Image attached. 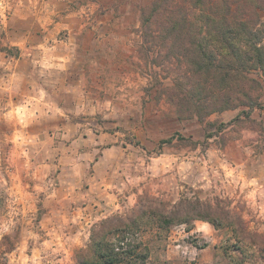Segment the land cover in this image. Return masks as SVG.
<instances>
[{
    "label": "rangeland",
    "instance_id": "rangeland-1",
    "mask_svg": "<svg viewBox=\"0 0 264 264\" xmlns=\"http://www.w3.org/2000/svg\"><path fill=\"white\" fill-rule=\"evenodd\" d=\"M260 17L263 28L264 11ZM11 55L5 52L0 56V264H77L79 252L90 242L92 228L102 220L132 215L139 208L170 213L183 200L208 207L222 227L192 221L190 225L175 224L164 230L155 216L144 217L139 223L138 236L150 249L149 264H229V258L243 256L234 248L232 232L239 227L240 219L245 230L264 235V204H252L256 196L253 191L241 188L240 175L237 179L229 174L237 166L227 155L229 143L240 139L245 130L255 134L250 138L253 155L264 149L262 73L254 71L253 74L262 83L259 105L255 108L261 119L252 116L254 109L247 118L243 112L249 109L239 108L228 110L240 111L226 120L222 114L228 111L204 119L179 121L163 89L183 71L176 61L163 67L153 65V54L144 55L142 63L134 61L131 68L135 76L126 73L124 67L121 76L110 78L105 85L110 90L105 105L95 115L100 118L96 127L100 132H117V145L131 153L127 167L129 179L123 175L125 181L121 187L117 172L106 174L110 186L106 192L111 194L107 197L121 202L122 207L118 212L109 210L88 225H82L62 213L56 219L50 218L49 211L57 196L56 189L64 181L62 168L67 165H63L69 161L72 166H79L82 162L79 155L82 152L75 151L77 146L73 151L78 155L71 154L76 140L73 137L81 139L82 135L70 133L77 126L64 124L68 121L66 117L79 121L80 116L88 114L80 113L85 112L84 108L77 107L80 104L67 108L69 104L64 99L70 100L72 94L41 93L40 89L24 92L16 79L10 77ZM57 96L58 103L65 104V108L57 107ZM152 98L165 102L166 109L178 120L177 126L161 121L157 124L160 132L154 134L153 130L158 129L155 125L147 124L142 118L134 121L133 112L146 117L145 106ZM86 112H92L89 117L94 116L93 110ZM80 121L84 120L80 118ZM97 148L86 173L95 179L93 166L107 147ZM232 180L235 183H230ZM88 187L86 184L85 188ZM245 264H264V257L250 256Z\"/></svg>",
    "mask_w": 264,
    "mask_h": 264
},
{
    "label": "crops",
    "instance_id": "crops-1",
    "mask_svg": "<svg viewBox=\"0 0 264 264\" xmlns=\"http://www.w3.org/2000/svg\"><path fill=\"white\" fill-rule=\"evenodd\" d=\"M150 2L151 0H0V43H3L0 56L5 52L12 54L9 58L10 77L16 79L24 92H36L40 89L41 93L47 91L72 94L70 100L64 99L69 104L67 108H75V104H80L82 106L77 107L85 109V112L80 113L91 115L92 112L87 113L86 110H93L94 114L91 117L80 116L84 121L66 117L68 121L64 124L69 122L77 126L75 130H69L70 133L80 132L82 135L81 139L73 137L76 140L71 147L73 151L77 146L75 151L78 154L82 152L79 154L82 162L79 166H72L69 161L63 165H67L62 168L64 181L56 189L57 196L49 211L50 218L53 216L56 219L62 213L69 220L74 219L82 225H88L98 215L104 216L112 209L118 212L122 207L121 202L110 199L111 194L106 192L110 188L106 174L117 172L122 180V187L125 181L123 175L129 179L127 167L132 155L127 148L117 145V132L105 133L98 130L96 126L99 125L100 118L95 115L98 108L105 105L110 91L105 85L110 78L121 76L120 72L124 67L126 73L135 76L131 68L134 61L142 63L141 59H144L146 45L141 34V13ZM132 90L134 91L133 88ZM97 94L102 95L98 97ZM59 99L57 96V103ZM138 99L141 101L142 96ZM136 104L131 106L135 108ZM65 106L59 103L57 105L58 108ZM145 107L146 117L133 112L131 117L134 121L142 118L147 124L156 127L161 121L167 125H178V120L166 109L164 101L152 98ZM240 110L225 112L222 119L235 116ZM252 116L261 119L257 109L253 110ZM153 131L155 134L160 129ZM252 134L249 130L242 131L240 139L229 143L227 155L237 166L229 170V174L235 175L237 179L240 175L241 188H248L256 195L251 203L261 205L264 204V149L260 154L253 155L255 151L250 145V138L255 134ZM99 146L107 148L102 151V158L93 166L96 181L94 175L88 177L86 173L93 163L91 157L96 154ZM71 154L74 157L78 155L74 151ZM232 182L235 183L234 180L230 183ZM86 184L89 185L88 188H85ZM126 189L129 195L130 192ZM97 199L105 203H100Z\"/></svg>",
    "mask_w": 264,
    "mask_h": 264
},
{
    "label": "trees",
    "instance_id": "trees-1",
    "mask_svg": "<svg viewBox=\"0 0 264 264\" xmlns=\"http://www.w3.org/2000/svg\"><path fill=\"white\" fill-rule=\"evenodd\" d=\"M262 11L264 0H151L142 10L144 55L153 54L158 67L176 61L183 71L163 89L179 121L239 108H248L243 114L250 118L262 90L254 71L264 77ZM211 213L200 203L183 200L170 213L139 208L132 215L106 218L92 228L77 264H149L150 249L138 236L144 217L155 216L164 230L192 221L219 229L222 224ZM238 223L240 228L232 231L234 248L243 256L231 257L223 248L229 264L264 257V235L245 230L242 219Z\"/></svg>",
    "mask_w": 264,
    "mask_h": 264
}]
</instances>
